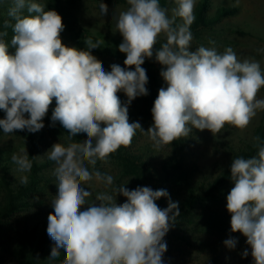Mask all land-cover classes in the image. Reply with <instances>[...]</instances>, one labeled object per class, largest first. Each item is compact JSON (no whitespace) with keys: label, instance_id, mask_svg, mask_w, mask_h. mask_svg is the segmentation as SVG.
<instances>
[{"label":"clouds","instance_id":"obj_1","mask_svg":"<svg viewBox=\"0 0 264 264\" xmlns=\"http://www.w3.org/2000/svg\"><path fill=\"white\" fill-rule=\"evenodd\" d=\"M175 2L169 17L159 0H127V10L113 16L123 37L119 51L126 54V67L112 64L111 71H105L92 55L99 42L88 39L83 50L65 46L60 36L65 25L57 11L45 10L35 0H13L8 15L15 23L6 21L5 27L11 26L14 33V55L8 54V45L0 39V110L5 113L0 128L5 134L40 131L55 99L52 124L59 122L69 134L67 146L55 143L45 154L55 162L58 181V194L51 201L54 213L47 218V233L55 242L50 260L64 249L63 264H163L167 244L162 241L180 216L178 202L169 198L168 206L161 209L156 201L169 196L166 190L148 186L129 190L122 184L112 189L114 195L97 194L98 206L89 203L92 192L82 185L93 179L105 188L114 183L112 175L96 170L97 162L107 164L119 148L130 147L137 130L159 150L187 137L193 128L213 135L226 124L244 129L258 110H264V99H257L264 87L260 63L240 60L231 47L222 53L204 46L191 50L196 0ZM100 11L105 16L107 4L101 3ZM177 18L182 22L176 23ZM161 34L166 42L155 50V59L164 66L160 75L167 87L159 89L151 109L153 124L145 131L139 122L129 123L128 107L149 94L148 76L141 65L153 57ZM120 91L127 96L123 105ZM79 133H86L87 139L72 142ZM258 149L257 156L233 159L234 187L226 207L231 231L246 237L254 264H264V146L258 144ZM11 159L20 172L32 169L26 148ZM20 182L27 184V177ZM117 194L126 202L118 205ZM86 203L89 206L81 211ZM224 244L234 249L237 240L229 238ZM248 254L243 252L244 257Z\"/></svg>","mask_w":264,"mask_h":264},{"label":"rangeland","instance_id":"obj_2","mask_svg":"<svg viewBox=\"0 0 264 264\" xmlns=\"http://www.w3.org/2000/svg\"><path fill=\"white\" fill-rule=\"evenodd\" d=\"M124 1L127 2V0ZM35 2L44 5L45 10H55L61 15L65 28L60 36L65 46L81 50L86 48L83 40H72L69 37L70 32L77 33L78 31H87L89 35L106 46L120 45L123 41V37L115 27L113 16H117L121 11H126L128 6L125 4L99 0H35ZM198 2L199 0H196L195 6ZM101 3L108 6V12L105 16L100 11ZM210 3L209 13H213L218 7H229L235 8L236 14L222 19L210 29L201 31V40L196 42L191 50L194 51L198 47L204 46L206 48L214 47L222 53L227 47H231L240 60L254 59L260 63L261 69L264 71V51H260L264 49V0H210ZM175 5L177 7L176 2ZM12 6L13 0H0V33H6L0 39H3L8 45V54L10 55H14L16 50L15 46L11 44L14 33L11 26L5 27V22L7 21L9 25L15 23L14 19L8 15ZM167 10L172 16V8ZM23 14L27 15L28 13L25 10ZM181 22L180 19L178 23ZM213 41L214 43H211ZM165 42L166 37L161 34L156 44L162 45ZM95 57L102 62L105 71H111L110 66L112 64L126 67L119 60ZM117 94L125 103L127 102V96L123 91ZM141 97L143 96H139L131 102L129 110L132 111L135 122H139L142 128L147 131L153 122L139 112L141 110L139 104ZM257 99H264V87L259 90ZM4 117L5 113L0 110V119ZM262 117H264V110H258L256 117L246 128L239 129L226 124L221 133L216 135L207 129L200 131L193 128L187 137L173 141L172 144L166 145L160 150L163 152L173 148L179 150L178 153L184 156L185 163L196 165V181L205 182L226 169L231 154L251 139L252 131L262 120ZM25 118H28L27 113ZM43 123L45 127L36 133H30L25 129L5 134L0 128V154L3 157L11 158L14 153L20 154L22 149L26 148L27 153L31 149L36 156L37 164L41 165L40 172H37L33 182L30 183L35 191L28 192L27 196L23 198V201L31 205L6 219L1 229L0 264L13 263L14 261L1 250L6 235H12L17 230L23 232L26 225H33L45 219L44 210L52 205L51 201L58 194V181L54 175L55 162L48 160L45 154L53 144L60 142L67 146L69 140L57 133L45 119ZM138 137L142 140L146 139L152 144L149 138L140 131ZM88 167L91 171L92 166L89 165ZM95 168L101 173L112 175L114 178V183L109 188H105L102 183L95 179L86 185H82L85 190L92 192L88 202L95 203L97 206L99 205V201H95L97 194L108 192V194L114 195L112 189L122 184H125L124 186L129 190L138 186H148L153 190L165 187L168 194L172 190H176L170 180L162 181L154 178L153 186L149 182H137L134 177L128 178L123 175L111 159L107 164L98 161ZM9 173L14 181L20 182L21 177L28 174L29 171H18L17 165L11 159ZM3 191L0 187V196ZM126 199V197L117 194L116 203L118 205L123 204ZM88 206L86 203L80 210L84 211ZM222 216L225 219L224 227L227 229L224 233H214L201 225L186 222L177 227H171L162 241L167 244V251L162 257L163 264H254L251 247L246 243V237L240 232L231 231V214L229 212L222 213ZM229 238L237 240L234 249H229L224 244V241ZM245 250L249 253L247 257L243 256Z\"/></svg>","mask_w":264,"mask_h":264},{"label":"trees","instance_id":"obj_3","mask_svg":"<svg viewBox=\"0 0 264 264\" xmlns=\"http://www.w3.org/2000/svg\"><path fill=\"white\" fill-rule=\"evenodd\" d=\"M99 1H116L129 7L124 0ZM159 2L161 7L166 9H173L176 6L174 0H159ZM210 8V0H199L195 6L194 14L196 19L190 26L193 35L191 48L196 42L198 43L201 40V31L210 29L222 19L236 14L235 8L218 7L213 13H209ZM168 16L171 17V14L168 13ZM179 21L180 18H177L176 23ZM69 37L77 41L83 40L85 42L91 39L93 43L99 42L100 48L92 49V55L122 62L126 59V54L119 51V44L112 46L103 45L98 39L89 35L87 31L70 32ZM160 47L161 45L156 44L153 57L146 58L144 64L141 65L148 76L146 88L149 94L141 97L139 102L141 110L139 112L152 122L151 109L158 96V91L161 87H167L166 82L160 75L164 66L155 59V50ZM132 69L134 70V66ZM119 98L122 105L125 104L120 96ZM55 106V102H52L44 119L50 123L57 133L68 139L67 130L59 122H56L55 125L52 124L51 116ZM128 117L129 123L135 122L129 107ZM138 136L139 131L136 132L130 147H121L109 157V159L114 161L117 168L122 171L123 175L128 178L134 177L137 182H149L153 186L154 178L162 181H171L172 186L176 190H172L168 197H161L156 201L161 209L168 206L169 198L173 202H178L180 216L176 218L171 227H177L181 223L186 222L201 225L214 233H224L227 229L224 227L225 219L222 213H228L226 197L232 187H234V182L231 179V163L236 157L247 159L258 155V144L264 146V117L253 129L251 139L243 143L231 154L226 169L215 177L201 183L196 181V165L185 163L184 156L178 153L179 150L173 148L167 152H163L160 149L158 151L149 141L139 139ZM257 137H259V142L256 140ZM86 139V133H79L77 136L72 137L73 142H83ZM28 155L30 160L36 157L31 149L28 151ZM10 164L11 158L3 157L0 154V187L4 190L0 196V232L6 219L31 205L23 201V198L27 196L28 192L35 191L30 186V183L33 182L37 172L41 170V165L37 164L35 158L32 160V169L28 174H25L28 181L27 184H21L19 181H14L10 175ZM158 189L167 190L165 187H159ZM43 213L45 219L40 222L26 225L23 232L17 230L12 235H6L1 250L14 260L13 263L7 264H63L66 255L64 249H60L61 255L55 260L48 259L55 243L47 233L48 215L49 213H54L52 205H49L48 209H45Z\"/></svg>","mask_w":264,"mask_h":264}]
</instances>
